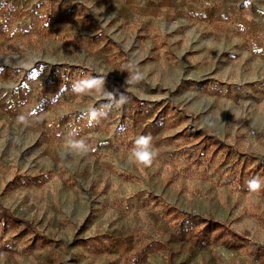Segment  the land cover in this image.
<instances>
[{
	"label": "rangeland",
	"instance_id": "1",
	"mask_svg": "<svg viewBox=\"0 0 264 264\" xmlns=\"http://www.w3.org/2000/svg\"><path fill=\"white\" fill-rule=\"evenodd\" d=\"M46 15L36 14L30 44L22 50L10 44L9 52L28 54L29 64L39 57L61 66L70 44L53 37L50 24L57 17ZM199 48L179 38L177 59L163 56L162 74L147 78L149 91L128 95L125 103L108 97L124 111L119 117L114 111L105 128L102 119L100 129L95 120L89 123L88 113L99 101L85 98V92L75 101L80 96L68 92L71 84L61 94L63 105L27 113L50 121L41 131L50 152L34 153L39 143L33 134L24 135L19 153L11 159L7 151L4 161L19 167L43 161L50 181L43 188L17 189L2 178L8 202L0 211L12 222L0 217V264H264V187L250 192L245 184L257 176L264 181V63L214 62ZM161 50L169 51V45ZM127 62L122 63L128 67ZM42 79L32 76L37 86ZM118 93L124 97V91ZM19 127L22 133L40 132L35 122ZM92 128L94 141L85 142ZM80 134L85 148L93 143L106 152L95 155L99 165L106 158L108 173L93 175L86 168L90 156L81 157L73 147ZM147 134L157 150L150 167L130 158L136 138ZM53 165L61 171L54 172Z\"/></svg>",
	"mask_w": 264,
	"mask_h": 264
},
{
	"label": "crops",
	"instance_id": "2",
	"mask_svg": "<svg viewBox=\"0 0 264 264\" xmlns=\"http://www.w3.org/2000/svg\"><path fill=\"white\" fill-rule=\"evenodd\" d=\"M37 13L56 16L50 24L54 26L53 37L61 44H70L61 55V66H52L51 60L39 57L31 59L34 65L29 64L28 54L23 55L21 51L35 35L39 22ZM179 38L187 40L193 50L195 45H202L196 51L203 52L206 60L221 63L228 59H252L264 63V0H0V124L10 125L5 131L3 126L0 129V204L8 202L3 199L6 194L2 178H10L11 187L17 189L43 188L50 181L47 164L43 161L28 167L9 164L8 159L4 161V154L10 151L12 159L14 153H19L22 137L31 134L39 143L34 147V153L48 155L41 131L50 121L44 116L29 117L28 112L40 107L61 106L65 98L60 101V97L67 94L68 85L71 84L69 92L72 91V82L98 78L102 82L84 92L88 94L85 98L93 96L91 99L99 101L94 110L95 118L92 119V112L88 113L91 121L95 120L100 129L98 119H102L105 128L116 112L106 110L99 113L97 106L102 99L113 96L124 100L136 92L149 91L151 87L147 78L151 74H162L163 56L169 55L171 61L177 59ZM10 44L21 50L9 52ZM151 44L158 46V50L149 51ZM162 44H168L170 50L163 52ZM123 61H128V67ZM238 73L243 74L241 64ZM35 74L43 76L42 85L34 84L32 76ZM119 90L124 91V97ZM78 95L80 99L74 96L75 101H81L83 97V93ZM91 99L89 101H93ZM78 106L82 108L83 105ZM122 106L130 107L124 103ZM9 108L10 113L6 114ZM15 108L21 109L20 115L13 113ZM117 114L119 117L123 111ZM31 122L40 126V132L34 134L27 129L22 133L19 124ZM95 136V128H92L86 134L85 142L94 141ZM78 140L83 141L84 136L80 134ZM85 149H80V156H90L91 160L86 164L89 172L93 175L100 171L108 173L106 158H102L105 162L99 165L95 155L101 152L107 156L106 152L94 148L93 143ZM78 165L82 171V162ZM52 168L54 172L61 171L58 165ZM31 189L27 190L29 193L25 197L31 196ZM14 197L18 198L17 195ZM1 216L4 222H12L10 215L2 210ZM38 226L41 230L45 228Z\"/></svg>",
	"mask_w": 264,
	"mask_h": 264
},
{
	"label": "clouds",
	"instance_id": "3",
	"mask_svg": "<svg viewBox=\"0 0 264 264\" xmlns=\"http://www.w3.org/2000/svg\"><path fill=\"white\" fill-rule=\"evenodd\" d=\"M140 78L141 77L139 76L138 79ZM101 82L102 80L98 78L80 80L72 85V91L77 94H82L84 93L85 89H93ZM126 101L127 98L125 97L123 102L125 103ZM91 116L92 119L95 118L94 110L92 111ZM89 123L91 124V120L89 121ZM152 140L153 137L151 134L140 135L136 138L135 145L132 149L131 157H130V158H134L135 163L142 165L144 167H150L152 165L155 157L157 156V150L153 148ZM73 147L86 150L83 141L73 144ZM245 184L250 192H259L262 189V187H264V181H262L261 178L258 176L253 177L250 180H247Z\"/></svg>",
	"mask_w": 264,
	"mask_h": 264
},
{
	"label": "built area",
	"instance_id": "4",
	"mask_svg": "<svg viewBox=\"0 0 264 264\" xmlns=\"http://www.w3.org/2000/svg\"><path fill=\"white\" fill-rule=\"evenodd\" d=\"M98 111H104V110H113L115 112H119L121 110L124 111V109L119 107L115 100L113 98H106L104 99L98 106Z\"/></svg>",
	"mask_w": 264,
	"mask_h": 264
}]
</instances>
